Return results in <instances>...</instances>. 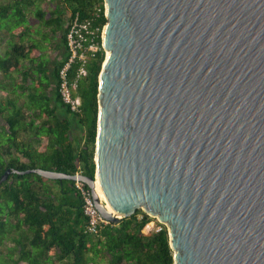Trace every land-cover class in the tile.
<instances>
[{"label": "water", "instance_id": "1", "mask_svg": "<svg viewBox=\"0 0 264 264\" xmlns=\"http://www.w3.org/2000/svg\"><path fill=\"white\" fill-rule=\"evenodd\" d=\"M104 1L95 161L113 212L78 178L109 222L165 224L174 264H264V0Z\"/></svg>", "mask_w": 264, "mask_h": 264}, {"label": "trees", "instance_id": "2", "mask_svg": "<svg viewBox=\"0 0 264 264\" xmlns=\"http://www.w3.org/2000/svg\"><path fill=\"white\" fill-rule=\"evenodd\" d=\"M38 2L0 3V48L1 42L7 44L5 53L0 51V89L16 94L0 101V178L7 168H42L67 174L80 169L84 175L95 177L98 93L106 53L102 50L90 60L89 73L77 91L82 111L71 112L58 93V70L63 61L49 76L42 58L46 49L43 40L49 35L46 27L52 33L64 27L65 44L66 14L53 13L44 19L45 11ZM103 2L62 0L70 18L77 12L92 17ZM56 8L57 13L60 6ZM33 16L39 19V27H30ZM106 22L104 15L96 18L97 25ZM37 72L42 75L41 82L48 78L46 87L54 82L53 99L37 86ZM15 74L22 78L18 86ZM61 107L66 109L65 117L58 114ZM69 117L83 131L80 144L68 137ZM33 128L38 131L35 142L47 141L42 149L34 146L31 134H21ZM86 224L82 199L72 180L12 172L0 182V264H103L102 260L106 264H174L167 226L141 209L117 224L108 223L99 234L86 232ZM9 243L12 245L7 246Z\"/></svg>", "mask_w": 264, "mask_h": 264}, {"label": "built area", "instance_id": "3", "mask_svg": "<svg viewBox=\"0 0 264 264\" xmlns=\"http://www.w3.org/2000/svg\"><path fill=\"white\" fill-rule=\"evenodd\" d=\"M106 13L107 6L104 1L102 6L96 8L92 17H82L77 12L67 23L66 57L58 70V93L63 104L76 114L82 111V98L77 91L80 81L89 73L90 60L102 50L106 53L103 42L105 24L103 26L96 24V18L101 15L106 17ZM80 174H83L82 171L77 169L74 173L76 175L74 186L82 199L83 213L87 218L85 231L99 234L110 222L99 211L91 187L78 178ZM94 179L97 181L96 174ZM99 200L102 204H107L100 196Z\"/></svg>", "mask_w": 264, "mask_h": 264}, {"label": "crops", "instance_id": "4", "mask_svg": "<svg viewBox=\"0 0 264 264\" xmlns=\"http://www.w3.org/2000/svg\"><path fill=\"white\" fill-rule=\"evenodd\" d=\"M11 0H0V3H8ZM43 2L46 3H51L54 6V11L53 13L55 15L60 14V13H65V23L67 24L69 21V12H67L66 6L62 3V0H43ZM56 6H60V11L56 13L57 8ZM33 19V18H32ZM35 26L38 25V21L35 20L34 21ZM54 27V26H53ZM58 29V28H56ZM1 35H4L3 33H1ZM7 50V44L6 42H1V48L0 51L1 53H5V51ZM44 55L42 56V58L44 59V61L47 62V69H48V74L50 76L53 66L56 67L57 65H59V63H61L64 58L66 57V47L63 41V37H61V33L60 31L57 30L56 33H52L49 32V35L47 37V43H46V49L44 50ZM38 74H35L36 79H37V86L41 89H43L48 96H50L52 99L54 98V94H55V87H54V82L51 81L50 79V83L51 85L49 87H46V82H49L48 78H44L43 81L41 82L42 79V75L39 74L40 72H37ZM17 76L16 79V86H18V83H21L22 78L19 74H15ZM1 78V76H0ZM9 89H11V87H9ZM8 97H16V94H9L7 91L5 90H1L0 89V101L3 99H8ZM24 96H22L23 98ZM19 105V103H18ZM8 106H10V110H12V106L9 104ZM9 108V107H8ZM58 114L61 117H65L66 115V109L64 107H61L60 109H58ZM69 119H71V127L69 129V134L68 137L71 141H73V143L75 144H80L83 142V131L81 130V128L78 126V124L76 123V121L74 122L72 120L71 117H69ZM2 120V119H1ZM28 120V119H27ZM38 123V121L36 122V124ZM36 131L35 128H33L32 130L27 129L26 132H22V136H26V135H30L31 134V139L34 143V146L38 147L39 149H42V146H44L47 142L45 140H40V142H35V136H36ZM12 245V243L7 244V246ZM20 250V249H19ZM19 251L16 252V256L19 255Z\"/></svg>", "mask_w": 264, "mask_h": 264}, {"label": "rangeland", "instance_id": "5", "mask_svg": "<svg viewBox=\"0 0 264 264\" xmlns=\"http://www.w3.org/2000/svg\"><path fill=\"white\" fill-rule=\"evenodd\" d=\"M40 5H41V8L42 9H44V11H45V16H44V19H47V18H50L51 16H52V14H53V11L55 10L54 9V6L49 2V3H46V2H43V0H39V2H38ZM43 19V20H44ZM33 20H37V21H39V19L38 18H36L35 16H33ZM30 22H32V21H30ZM43 22V21H42ZM40 24H42V23H40ZM31 25H32V27H34L35 26V24L34 23H31L30 24V27H31ZM36 27H39V24L38 25H36ZM35 30V29H34ZM35 31H37V30H35ZM36 36V34L35 35H33V37H35ZM44 46H46V42L44 41ZM157 219V218H156ZM4 249H6V248H4ZM102 263L103 264H106V260H102Z\"/></svg>", "mask_w": 264, "mask_h": 264}, {"label": "bare ground", "instance_id": "6", "mask_svg": "<svg viewBox=\"0 0 264 264\" xmlns=\"http://www.w3.org/2000/svg\"><path fill=\"white\" fill-rule=\"evenodd\" d=\"M106 54H108V52H106ZM96 191H97V193L100 196V198H101L102 201H104V200L107 201V199L105 197V194H104V192L102 190V187H101V184H100V181H99L98 177H97V181H96ZM106 208L109 211L113 212V210L111 209V207H110V205L108 203L106 204Z\"/></svg>", "mask_w": 264, "mask_h": 264}, {"label": "flooded vegetation", "instance_id": "7", "mask_svg": "<svg viewBox=\"0 0 264 264\" xmlns=\"http://www.w3.org/2000/svg\"><path fill=\"white\" fill-rule=\"evenodd\" d=\"M64 29H65V28L63 27V29L60 31V33H61V37H63V35H64ZM44 31H45V32L47 33V35H48L49 32H50V27H49V26L46 27V28L44 29ZM41 38L43 39V37H41ZM46 40H47V38H45V40H43V41H46ZM44 53H45V52H44ZM52 66H53V69H52V71H53L55 67H54V65H52ZM7 169L14 170V168H7ZM7 169H6V170H7ZM6 170H5V171H6ZM5 171H4V172H5ZM4 172H3V174H4ZM11 173H12V171L7 175L6 179L10 176ZM3 174H2V175H3ZM6 179H5V180H6ZM5 180H4V181H5Z\"/></svg>", "mask_w": 264, "mask_h": 264}]
</instances>
